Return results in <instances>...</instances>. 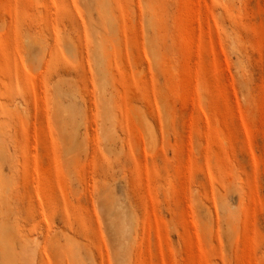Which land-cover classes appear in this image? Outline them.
<instances>
[{
    "label": "rangeland",
    "instance_id": "rangeland-1",
    "mask_svg": "<svg viewBox=\"0 0 264 264\" xmlns=\"http://www.w3.org/2000/svg\"><path fill=\"white\" fill-rule=\"evenodd\" d=\"M0 264H264V0H0Z\"/></svg>",
    "mask_w": 264,
    "mask_h": 264
}]
</instances>
